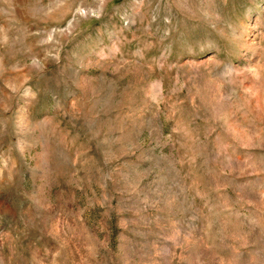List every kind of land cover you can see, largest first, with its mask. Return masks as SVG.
I'll return each instance as SVG.
<instances>
[{
    "label": "rangeland",
    "instance_id": "obj_1",
    "mask_svg": "<svg viewBox=\"0 0 264 264\" xmlns=\"http://www.w3.org/2000/svg\"><path fill=\"white\" fill-rule=\"evenodd\" d=\"M0 264H264V0H0Z\"/></svg>",
    "mask_w": 264,
    "mask_h": 264
}]
</instances>
